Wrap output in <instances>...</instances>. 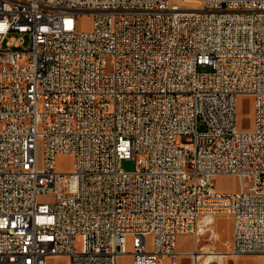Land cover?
Listing matches in <instances>:
<instances>
[{
  "label": "built area",
  "instance_id": "built-area-1",
  "mask_svg": "<svg viewBox=\"0 0 264 264\" xmlns=\"http://www.w3.org/2000/svg\"><path fill=\"white\" fill-rule=\"evenodd\" d=\"M187 1L0 0V264H198L217 215L264 255V0Z\"/></svg>",
  "mask_w": 264,
  "mask_h": 264
},
{
  "label": "rangeland",
  "instance_id": "rangeland-1",
  "mask_svg": "<svg viewBox=\"0 0 264 264\" xmlns=\"http://www.w3.org/2000/svg\"><path fill=\"white\" fill-rule=\"evenodd\" d=\"M78 29L87 30L90 28L91 18L87 15L80 14L77 17ZM205 70L201 68L200 71ZM246 98H241L238 101V122L240 127L247 128L251 126V108L246 102ZM56 166L59 169L69 170L72 167V158L69 155L58 156L56 159ZM119 167L125 171H130L135 168L134 159H122ZM215 184L219 191L234 192L238 190V182L235 177L232 176H218L215 178ZM38 202H50V195H39L37 197ZM201 234L199 235L198 246L202 247V252H222L225 255L231 251V231L232 220L228 215H217L214 220L203 227ZM191 239V240H190ZM150 243V238H148ZM80 239L76 241V247L79 246ZM195 243V236L190 235L182 242L183 247H187L185 250L189 252L192 249V245ZM150 248V245H149ZM126 250L132 251L131 239H127ZM205 254L199 260L198 264H205ZM232 256H224L221 259L210 261L208 264H230ZM67 258L63 257H51L47 260L46 264H67ZM118 264H132V257L130 254H124L119 257ZM177 264H191L190 256L180 253L177 257Z\"/></svg>",
  "mask_w": 264,
  "mask_h": 264
},
{
  "label": "crops",
  "instance_id": "crops-1",
  "mask_svg": "<svg viewBox=\"0 0 264 264\" xmlns=\"http://www.w3.org/2000/svg\"><path fill=\"white\" fill-rule=\"evenodd\" d=\"M189 238L188 235L186 236H179L176 242V249L179 253H185L187 247L182 246V242L184 239ZM191 240V239H190ZM195 247V243L192 245V251ZM65 258V257H63ZM230 264H264V255H245V256H234L230 260Z\"/></svg>",
  "mask_w": 264,
  "mask_h": 264
},
{
  "label": "bare ground",
  "instance_id": "bare-ground-1",
  "mask_svg": "<svg viewBox=\"0 0 264 264\" xmlns=\"http://www.w3.org/2000/svg\"><path fill=\"white\" fill-rule=\"evenodd\" d=\"M187 2H188L187 4H191V6H194V8H200L201 7V2L199 0H188ZM203 221H206V220L203 219ZM202 230H204L203 227L200 228L199 232L201 233ZM204 254L208 260H212V261H214L216 259H221L224 257V253L217 252V251H212V252L210 251V252H207ZM200 257H202V256H199L198 258H200Z\"/></svg>",
  "mask_w": 264,
  "mask_h": 264
}]
</instances>
